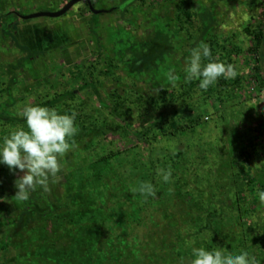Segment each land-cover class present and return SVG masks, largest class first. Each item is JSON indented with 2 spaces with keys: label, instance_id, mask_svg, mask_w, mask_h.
Returning <instances> with one entry per match:
<instances>
[{
  "label": "rangeland",
  "instance_id": "obj_1",
  "mask_svg": "<svg viewBox=\"0 0 264 264\" xmlns=\"http://www.w3.org/2000/svg\"><path fill=\"white\" fill-rule=\"evenodd\" d=\"M68 1L0 0V12L56 11ZM180 1L144 0L124 13L114 10L95 15L82 1L58 18L23 22L11 15L0 20V111L18 115L26 105L78 88L89 79L93 62L103 83H98L103 97L98 99L87 89L79 93L74 104L95 110L105 121L94 134L76 133L69 140L71 147L58 156L60 170L49 178L48 190L37 186L27 201L15 197V180L23 173L0 165V248L14 232L20 213L34 209L36 203L43 207L62 203L71 194L65 189V179L92 177V162L114 152L125 154L131 168L144 160L141 154L147 156L149 147L138 137L141 119L153 127L152 134H160L167 122L192 125L189 120L198 116L201 122L185 128L178 138L156 143L160 158L181 153L175 157L181 182L165 200L157 187L154 222L133 231L145 249L141 248L140 256L131 262H123L138 264L143 259L144 264L151 260L155 264H190L189 250L201 247L207 238L193 234L194 223L202 220L199 211L207 207L216 211L222 204L225 212L217 215L208 234L210 240L213 237L210 243L214 249L232 255L244 251L255 258L254 264H264V204L257 195L258 190H264V42L261 55H253L249 51L252 37L245 32L249 25L264 31V0H191V42L176 20ZM122 2L93 0L96 9H110ZM15 31H19L20 44L31 52L16 45L10 34ZM158 34L167 35L173 49L157 60L156 66L130 72L132 60ZM210 40L218 43L215 62L231 65L235 76L219 78L207 91L199 89V81L193 79L194 90L183 96L188 89L184 72L187 57L199 44L209 46ZM169 72L175 81L168 79ZM114 90L122 95L125 90L136 94L130 98L128 122L118 120V124L108 126L112 117L107 98ZM152 97H165L166 103L155 106ZM22 128L26 130L25 123L10 130ZM4 129L0 122V131ZM53 212L35 214L16 236L21 247L13 246V255L22 253L16 264H54L43 256L58 257L61 248L66 253L70 237L53 235ZM25 240L31 243L26 245ZM115 252L111 246L104 259L93 258L90 264H117L112 256Z\"/></svg>",
  "mask_w": 264,
  "mask_h": 264
},
{
  "label": "trees",
  "instance_id": "obj_2",
  "mask_svg": "<svg viewBox=\"0 0 264 264\" xmlns=\"http://www.w3.org/2000/svg\"><path fill=\"white\" fill-rule=\"evenodd\" d=\"M138 1L144 0H123V3L127 2V5L120 9L121 13H124L130 6L134 5ZM120 4V5H121ZM91 11V9H90ZM95 15L92 11L90 12ZM19 13L16 10H7L0 12V20L4 17L16 15ZM21 18V17H20ZM22 19V18H21ZM176 20L180 24V28L187 33L189 41L193 40V33L189 30L192 26L193 13L191 11V0H181L177 11ZM23 22L28 20L22 19ZM15 31L10 33L14 42L21 49H26L31 52L30 48L22 46L19 42L18 33ZM245 32L252 37V44L249 47V51L253 54L262 53V46L264 42V31L262 28L253 29L252 25L245 28ZM194 43H192L193 45ZM209 49L211 51V60L215 62V52L218 48V43L214 40H210ZM173 49L172 43L169 37L165 34H158L157 36L149 39L143 50H141L135 59L129 65V70L132 73L142 72L149 67H154L157 64V60L163 58L166 53H169ZM102 55H99L95 59L99 61ZM259 60L261 58L259 57ZM208 63V60H204ZM90 72L87 75L86 80L78 88L70 89L61 94L53 95L41 101L36 102L33 106L47 107L49 109H55L59 114L71 115L75 113V126L77 127V134L92 135L96 132L98 127L105 121L98 116L96 111H89L84 106L76 107L74 102L76 101L80 92L89 90L98 99H102L103 95L100 91V82L97 77V66L93 62L89 65ZM109 73V71H105ZM188 89L183 93V96H189L191 90H194L195 83L188 82ZM136 94L133 90H125V94L122 95L120 90H114L109 92L107 100L110 104V116L111 121H108V126L115 125L117 122H128L130 113H132L130 104V98ZM181 95V98H183ZM155 106H158L160 102L166 103L165 97L156 99L152 97L151 101ZM130 110L129 112L126 110ZM98 110V109H96ZM150 114H141L147 116ZM201 117H193L190 119V124L181 125L176 121V125H170L172 122H167L166 128L164 127L160 134L151 133L153 127L146 124L145 120H140L138 127V137L148 144L147 156L144 160L138 161L134 168H131L127 162L125 154L121 152H114L106 157H102L97 161L91 163V166L95 169V173L92 177L81 178L77 180L74 177L65 179V189L71 194L62 202H53L49 206H41L39 203L35 205L34 209L24 210L18 215L16 220V227L12 234L8 235L7 244H4L0 248V264H16L18 257L13 255L14 247H21L15 241L16 236L23 232L27 223L31 217L37 213L45 214L50 210H54L53 217L56 224V232L66 234L70 237V242L66 246L68 249L65 252V248H61L58 252V257H48L44 255L49 261L54 264H90L93 258L104 259V254H109V248L114 246L115 254L112 255L117 264L123 262V259H128L130 262L132 258L140 256L143 244L138 240L134 229L141 225H147L148 222L153 221L154 207L157 200L155 199V193L157 187L161 188L162 200H165L174 190V186L179 185L181 177L179 175V162L175 157L181 156V153L169 154L167 159L160 158L155 151V145L160 140H168L178 138L179 134L185 130V128H192L195 124L201 122ZM120 120V121H118ZM200 120V121H199ZM0 122L5 126V129L0 131V140L8 135L11 130L20 124L25 123L24 119L19 115H12L5 111H0ZM118 124V123H117ZM121 126V125H120ZM10 127V128H9ZM173 127V128H172ZM152 128V129H151ZM169 152V150H167ZM170 170L172 173L171 179L168 183L163 182L161 175H158V170ZM142 182L151 183L154 188V194L145 198L139 194H133L131 189L138 187ZM195 200V199H194ZM165 202V201H164ZM194 203V201H192ZM224 205L221 204L215 211L207 207L204 211L200 210L202 220L198 224L194 223L193 234L199 236L204 234V241H201V247L208 250L214 249V245L211 244L213 237L208 238V234L213 231L214 219L218 216H222L225 212ZM188 220V219H187ZM190 221V219H189ZM190 223V222H188ZM45 240V239H44ZM48 239L45 240V242ZM10 242V243H9ZM24 244H30L28 240L24 241ZM15 243V245H14ZM133 243V245H131ZM102 244H104L102 246ZM142 248V249H141ZM22 249V248H20ZM191 252V250H189ZM143 259L139 261L140 264H144ZM138 263V264H139ZM154 260L145 264H155ZM134 264V262L132 263Z\"/></svg>",
  "mask_w": 264,
  "mask_h": 264
},
{
  "label": "clouds",
  "instance_id": "obj_3",
  "mask_svg": "<svg viewBox=\"0 0 264 264\" xmlns=\"http://www.w3.org/2000/svg\"><path fill=\"white\" fill-rule=\"evenodd\" d=\"M203 60L209 62L204 64ZM186 80L199 81V89L207 91L219 78H234L235 71L231 65L211 60V51L207 44L201 43L191 49L184 69ZM168 79L175 81L173 73H168ZM24 119L26 130L11 131L0 140V165H5L12 172L19 170L23 175L15 180L16 198L27 201L29 194L37 186L47 191L50 177L56 176L60 170L58 156H63L71 147L69 140L77 133L75 113L59 114L55 109L26 105L18 113ZM163 182L168 183L172 173L170 170H158ZM133 194L145 198L154 194L151 183L142 182L131 189ZM257 195L264 204V190H258ZM255 258L247 252L240 254H225L221 250H208L204 247L191 248L190 264H254Z\"/></svg>",
  "mask_w": 264,
  "mask_h": 264
},
{
  "label": "water",
  "instance_id": "obj_4",
  "mask_svg": "<svg viewBox=\"0 0 264 264\" xmlns=\"http://www.w3.org/2000/svg\"><path fill=\"white\" fill-rule=\"evenodd\" d=\"M82 1H86L88 3L91 11L94 14L111 13L114 10L123 9L127 5V2H125L119 6H115L110 9H96L94 7L93 0H69L61 9L56 10V11L40 10V11H36L30 14H19V16L24 20H30L34 18H40V17L58 18V17H62L65 14H67L75 5H77L78 3Z\"/></svg>",
  "mask_w": 264,
  "mask_h": 264
},
{
  "label": "flooded vegetation",
  "instance_id": "obj_5",
  "mask_svg": "<svg viewBox=\"0 0 264 264\" xmlns=\"http://www.w3.org/2000/svg\"><path fill=\"white\" fill-rule=\"evenodd\" d=\"M87 3V2H86ZM88 4V3H87ZM89 6V5H88ZM119 6V5H118ZM90 8V7H89Z\"/></svg>",
  "mask_w": 264,
  "mask_h": 264
}]
</instances>
